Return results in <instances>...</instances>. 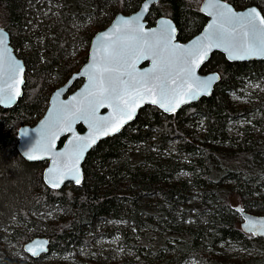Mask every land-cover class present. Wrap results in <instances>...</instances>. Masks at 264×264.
I'll return each mask as SVG.
<instances>
[{
    "label": "trees",
    "instance_id": "trees-1",
    "mask_svg": "<svg viewBox=\"0 0 264 264\" xmlns=\"http://www.w3.org/2000/svg\"><path fill=\"white\" fill-rule=\"evenodd\" d=\"M142 1L0 0V28L26 68L22 98L0 107V264L20 257L45 264V255L23 252L33 235L46 237L58 256L89 248L85 264H227L224 256L230 264H264V239L245 234L235 211L264 215V101L237 107L231 100L247 80L264 82V60L230 63L213 53L201 69L220 74L210 97L173 116L144 107L88 153L81 183L68 189L46 187L45 162H27L16 150L17 129L36 123L48 106L47 84L65 83L85 63L93 35ZM197 1L158 0L147 20L167 16L186 41L207 21ZM224 1L236 9L256 5L264 15V0ZM115 4L116 13L108 10ZM42 213L54 221H39ZM236 250L243 254L227 253Z\"/></svg>",
    "mask_w": 264,
    "mask_h": 264
},
{
    "label": "water",
    "instance_id": "water-1",
    "mask_svg": "<svg viewBox=\"0 0 264 264\" xmlns=\"http://www.w3.org/2000/svg\"><path fill=\"white\" fill-rule=\"evenodd\" d=\"M157 2L158 0H143L134 12L130 14L117 13L104 29L96 32L91 38L85 63L72 73L65 83L52 91L48 107L42 117L33 126L23 125L17 129V152L27 162H45L46 165L42 170V181L49 189L59 191L69 184L79 185L83 179V163L88 153L100 141L118 135L124 128L133 123L138 113L144 107H154L167 116H173L182 108L198 102L201 98L210 97L215 85L220 81V74L218 72L203 74L200 71L213 53H221L230 63L264 60V52L249 55L243 51L226 50L228 44L221 42L219 47L210 48L202 60L199 56H196L194 58L195 65L198 66H193L191 75L187 74L184 69L190 65L184 61V57L186 56L184 50L194 51L202 43L210 42L205 39L209 36V31L206 30L209 29V25L214 20H217L218 17V9L212 7L213 4L219 2L226 9L230 8L235 14L247 15L250 10L255 9L261 18H264V15L256 5L236 9L232 4L224 0H203L199 10L207 17L205 25L197 34L181 42L177 38L178 29L175 23L167 16L157 18L153 25H149L147 22L146 19L150 10ZM146 4L148 6L147 10L144 8ZM125 22H127V28L138 29V31H128ZM231 27L236 28L239 32L241 30V23L236 22ZM163 29H166L171 36L170 44L168 45L169 50L171 51L172 45H177L178 49L175 54L181 58L173 70L177 78V84L171 86L178 89L170 105L173 110L166 111L160 107L159 103H152L153 99H158V96L155 95L144 96L143 100L137 99L136 103L139 106L135 107L132 119L130 120L127 119V116L118 112L115 105L107 100L100 107L89 105V101L92 98L88 97V99H85L90 87L89 75L92 72L93 64L103 54V46L106 43L112 42H115L118 47L122 44L126 45L129 42L134 43L136 48L129 50L127 56L128 65L124 70L137 80H150L154 75L153 70L156 68L153 60L159 59L160 50L140 51L139 45L144 40L154 41ZM173 29L174 31H172ZM105 33L111 37L110 41H105L102 38V34ZM0 39H3V44L0 45V54H3L5 67L7 68L11 65L17 70L22 69V72H5L0 77V89H5V91L0 93V97L3 99V102H0V107L10 109L17 104L23 95L26 68L24 62L14 52L10 44L9 33L4 28H0ZM211 42L217 41L213 39ZM238 55L244 56V58H234ZM145 56L148 58H144ZM78 79L82 80L81 85L74 91L69 92L72 84ZM124 79H128V77L126 76ZM8 84H15V87L8 89ZM17 89L20 95L14 96ZM10 97L14 98L10 99ZM78 107H87V112H77L76 109ZM65 117L67 119H64ZM113 121L116 123L122 122L118 131L113 132L111 130L115 126ZM68 125H70L71 130H68ZM79 126L83 128L82 131L78 130ZM92 139H95V143L91 142ZM49 144L52 147H48ZM78 145L90 146L84 148L82 156L76 162L73 154ZM30 154L41 158L29 159ZM77 178L79 179V183H77ZM53 183H58L59 186L53 187ZM235 211L240 215V228L245 234H251L254 237L264 239V234H261L264 233V215L259 216L248 213L240 206H236ZM22 249L26 255L37 259L49 252V240L43 236H36L27 241Z\"/></svg>",
    "mask_w": 264,
    "mask_h": 264
},
{
    "label": "snow or ice",
    "instance_id": "snow-or-ice-1",
    "mask_svg": "<svg viewBox=\"0 0 264 264\" xmlns=\"http://www.w3.org/2000/svg\"><path fill=\"white\" fill-rule=\"evenodd\" d=\"M147 4L144 6L147 10ZM212 7L218 9L217 20H214L211 25H209V36L205 39L210 41L208 43H202L198 48L193 50H184L186 56L184 57L185 63L190 66L184 69L187 74L191 75L193 71V66L195 65V57L199 56L202 60L204 56L207 55V51L212 47H219L220 43H227L228 48L226 50H231L235 52L243 51L249 55L258 54L264 52V18L260 17V14L256 12L255 9L250 10L247 15L235 14L230 8L226 9L224 5L219 2L212 5ZM219 21V22H218ZM236 22L241 23V30L238 32L236 28L231 27ZM127 28V22H125ZM128 31H138V29L127 28ZM174 31V29L172 30ZM102 38L105 41H110L111 37L105 33L102 34ZM213 39L217 42H211ZM171 36L170 33L163 29L159 36L154 41L144 40L139 45L140 51H152L154 49H159V59L153 60L154 75L151 79H140L137 80L130 73L125 71V67L128 65V52L136 48L134 43H127L117 46L115 42L106 43L103 46V54L100 59L93 64L92 72L89 75L90 87L87 92V96L92 99L89 101V105L94 107H100L104 105L107 100L115 105V108L122 115L127 116V119H132L135 107L139 105L136 103L137 99L143 100L144 96H158V99H153L152 103H159L160 107L164 108L166 111H172L173 108L170 107L175 95L178 92L176 87L171 85L177 84V78L174 74V67L180 61V57L176 56L177 45L171 46V51L168 48L170 44ZM3 44V39H0V45ZM139 58V57H138ZM148 58V57H144ZM234 58H244V56H236ZM20 71L22 69H16L9 65L5 67L3 54H0V77H2L5 72ZM128 79H124V77ZM11 79V77H10ZM15 84H8L7 88H14ZM5 91V89H0V93ZM20 92L17 89L14 96H19ZM14 97H10L12 99ZM0 102H3L2 97H0ZM178 106V105H177ZM77 112L85 113L87 112V107H78ZM64 119H67L66 117ZM112 127V131H118L121 123H116ZM68 130H71L70 125H68ZM107 134V133H105ZM79 139V138H77ZM92 143H95V139H92ZM90 145L77 146L74 151V160L78 162L83 154L84 148ZM48 147H52L51 144ZM29 159H38L41 157L29 155ZM71 159V158H70ZM67 167V165H65ZM77 183L79 179L77 178ZM53 187H58V183H53ZM264 234V233H261Z\"/></svg>",
    "mask_w": 264,
    "mask_h": 264
},
{
    "label": "rangeland",
    "instance_id": "rangeland-1",
    "mask_svg": "<svg viewBox=\"0 0 264 264\" xmlns=\"http://www.w3.org/2000/svg\"><path fill=\"white\" fill-rule=\"evenodd\" d=\"M202 1L203 0H199V1H197V3H196V9H198L199 10V8H200V5H201V3H202ZM105 5H106V3H105ZM116 9H117V5L115 4V5H112L111 7H109L108 8V10H110V11H112V12H114V13H116ZM129 8H128V6L126 7V9L125 10H128ZM124 14H127L126 12H124ZM149 16V15H148ZM148 18V17H147ZM147 20V19H146ZM99 21V20H98ZM147 22H148V20H147ZM149 23V22H148ZM155 23V21L153 22V24ZM153 24H149V25H153ZM89 25H91L90 23H89ZM107 26V25H106ZM105 26V27H106ZM93 35V33L91 34V36ZM178 37V36H177ZM91 38V37H90ZM78 70V69H77ZM77 70H74V72L75 71H77ZM26 73V72H25ZM75 82H80V84H79V86L81 85V83H82V80H77V81H75ZM74 82V83H75ZM74 83L72 84V86L70 87V89L69 90H71V89H73V85H74ZM47 86H48V89L51 91L50 93H49V96L48 97H50V95H51V93H52V91H54L56 88H58L60 85L59 84H57V85H55V84H51L50 85V83H48L47 84ZM79 86H77V88L79 87ZM77 88H74V90L75 89H77ZM263 95H264V82L263 81H260V80H258V79H251V80H247L246 81V83H245V85L243 86V88H241V89H239L238 90V93H235V94H233L232 95V102H233V104H234V106H237V107H244V106H246V107H250V106H253L254 104L256 105V104H258L259 102H261V101H264V100H262L261 98H263ZM22 98V97H21ZM20 98V99H21ZM48 103H49V98H48ZM48 107V106H47ZM263 107V109H264V105L262 106ZM47 109V108H46ZM46 109L44 110V112L42 113V115L45 113V111H46ZM42 115L40 116V118L42 117ZM39 118V119H40ZM252 117H250V119H251ZM38 119V120H39ZM37 120V121H38ZM37 121H36V123H37ZM36 123H34V124H24V125H29V126H33V125H35ZM21 126H23V125H21ZM20 126V127H21ZM248 126H250V124H248ZM251 127H253V125H251ZM190 129L189 130H191L192 129V127L190 126L189 127ZM201 128V124L199 125V129ZM261 130H263V129H261ZM71 187V184H69V185H66L63 189H68V188H70ZM44 213H42V218H39V221H44V222H49V221H54V220H51V219H49L48 217H47V215L44 217ZM238 220H240V222H241V219H240V215L238 214V218H237ZM43 224V223H42ZM35 228H37L38 226L37 225H35L34 226ZM40 228H42V226H39ZM35 237V235H33V236H30L29 237V239H28V241L29 240H31L32 238H34ZM100 241H102L104 244H105V246H106V248L108 247V246H112V247H116V248H118V247H120V245H119V243L118 242H113V241H108V240H106L105 238H98L96 241H94V242H96L97 244H99V242ZM27 242V241H26ZM25 242V243H26ZM24 243V244H25ZM23 244V245H24ZM109 249H111V248H109ZM88 250H89V248H87V247H84V249H83V253H80L81 255L79 256V257H75V255L72 257L71 255L70 256H68V255H64V256H58L57 254H55V253H52L51 254V252H48V254H46L45 256H44V260H42V262H44L45 264H67V263H71V264H85V263H83L82 261H83V259H85L84 258V255H85V253H87L88 252ZM97 253H98V251H95L94 253H92L91 255H92V257H94V256H97ZM118 253L121 255L122 254V251L121 250H118ZM228 254H236V255H241V254H243V251H239V250H236V251H232V253H230V252H227ZM224 259H225V261L227 262V264H230L231 263V261L226 257V256H224ZM232 260H237V257H234V258H231ZM18 260H20L19 261V264H27V261L26 260H24V259H21V257L18 259ZM244 261H246V259H243V262ZM41 262V263H42Z\"/></svg>",
    "mask_w": 264,
    "mask_h": 264
},
{
    "label": "flooded vegetation",
    "instance_id": "flooded-vegetation-1",
    "mask_svg": "<svg viewBox=\"0 0 264 264\" xmlns=\"http://www.w3.org/2000/svg\"><path fill=\"white\" fill-rule=\"evenodd\" d=\"M156 21V20H155ZM14 50V49H13ZM15 52V51H14ZM16 53V55H17V57H18V52H15ZM20 58V57H19ZM21 59V58H20ZM22 60V59H21ZM23 61V60H22ZM203 68V67H202ZM26 72V71H25ZM72 73H74V71L72 72ZM72 73H70V75L68 76V78L71 76V74ZM200 73H202V71H200ZM207 73H210V72H207ZM26 74V73H25ZM203 74H205V73H203ZM78 80H81V79H78ZM77 81V80H76ZM72 91H74V89H71V90H69V92H72ZM48 254V253H47ZM44 256V255H43Z\"/></svg>",
    "mask_w": 264,
    "mask_h": 264
}]
</instances>
